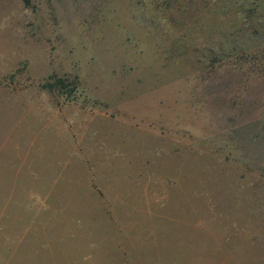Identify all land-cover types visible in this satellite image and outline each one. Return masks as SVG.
I'll use <instances>...</instances> for the list:
<instances>
[{
	"label": "rangeland",
	"instance_id": "1",
	"mask_svg": "<svg viewBox=\"0 0 264 264\" xmlns=\"http://www.w3.org/2000/svg\"><path fill=\"white\" fill-rule=\"evenodd\" d=\"M0 264H264V0H0Z\"/></svg>",
	"mask_w": 264,
	"mask_h": 264
},
{
	"label": "trees",
	"instance_id": "2",
	"mask_svg": "<svg viewBox=\"0 0 264 264\" xmlns=\"http://www.w3.org/2000/svg\"><path fill=\"white\" fill-rule=\"evenodd\" d=\"M26 6L31 5V0H22ZM53 79V78H51ZM44 87L49 90H61V91H69V93L73 94L78 89V79H75L71 82L65 78H56L53 82H47L44 84Z\"/></svg>",
	"mask_w": 264,
	"mask_h": 264
}]
</instances>
